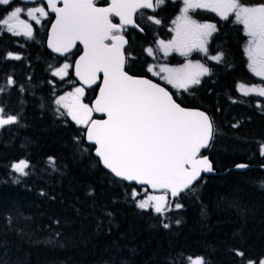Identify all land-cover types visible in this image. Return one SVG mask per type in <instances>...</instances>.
I'll return each mask as SVG.
<instances>
[{
    "label": "trees",
    "instance_id": "16d2710c",
    "mask_svg": "<svg viewBox=\"0 0 264 264\" xmlns=\"http://www.w3.org/2000/svg\"><path fill=\"white\" fill-rule=\"evenodd\" d=\"M5 10L0 7V19ZM200 19L216 22L209 53L222 59L209 61L211 75L177 100L210 115L214 136L205 153L216 173L203 176L194 192L174 200L182 207L163 215L137 206L132 192L140 188L108 172L87 142L86 129L58 109L57 98L75 79L72 73L64 79L53 75L60 59L45 47L47 27L28 38L0 24V108L17 117L0 127V264L264 260V171L256 167L264 164V100L238 91L240 84L263 81L249 69L233 21L213 14ZM152 30L133 36L135 59L128 72L145 74L140 63H146L143 47L154 41ZM8 79L14 84L5 87ZM87 93L91 102L97 88ZM20 161L28 165L26 174L13 168ZM238 163L253 167L226 172Z\"/></svg>",
    "mask_w": 264,
    "mask_h": 264
},
{
    "label": "snow or ice",
    "instance_id": "6c2138e0",
    "mask_svg": "<svg viewBox=\"0 0 264 264\" xmlns=\"http://www.w3.org/2000/svg\"><path fill=\"white\" fill-rule=\"evenodd\" d=\"M57 0H47V5L56 14L52 25L48 46L61 55L73 49L77 42L83 45V54L75 62V74L81 82L91 87L96 84L99 74H103L102 86L95 106L81 102L84 88L77 87L66 96L56 100V104L79 126L86 129L84 135L95 146V155L104 167L117 178L146 185L153 190H163L164 195H148L138 202V207H149L163 215L167 194L173 198L182 192H194V182L201 172L212 170L206 157H201V149L208 147L213 139L214 127L210 118L202 111L182 107L168 90L146 78H137L125 71L126 55L123 46L127 41L120 34L126 25L139 27L133 17L140 9H152L164 0H112L110 7H97L95 0H63V7L56 6ZM11 0H0V5H9ZM181 14L173 23L175 37L168 43L159 42L160 50L167 57L171 52H179L187 57L193 50L203 52L209 59L219 62L222 55H210L207 44L217 31L213 23H198L189 15L190 10L204 9L227 20L234 15L235 22L243 25L248 37L246 55L248 67L257 77L264 79V3L249 6L244 0H183ZM40 23V17H47L43 7H15L0 24L14 35L32 38L29 23L20 19L21 13ZM112 17L119 18V24ZM160 24L159 19L147 17ZM141 31L143 29L141 28ZM147 53L153 56V49ZM13 59H20L11 56ZM70 65L53 72L61 79L68 74ZM147 71L178 90L187 91L191 85L200 83V77L210 74L204 64L189 62L179 68L160 66L155 71L149 66ZM14 81L8 79L6 85ZM247 95L255 92L264 97V87L246 88L240 86ZM4 88H0L3 91ZM23 90V89H21ZM97 112L106 119H92ZM17 117L4 114L0 108V127L15 123ZM54 163V162H53ZM25 161L13 165L16 172L25 173ZM244 167V165H240ZM264 187V183L261 185ZM137 192L133 190L132 197ZM176 208L182 207L178 202ZM164 227H168L165 223ZM243 255V253H238ZM192 264H204L199 258ZM254 264V262H249ZM259 264H264L261 260Z\"/></svg>",
    "mask_w": 264,
    "mask_h": 264
},
{
    "label": "flooded vegetation",
    "instance_id": "af4514ba",
    "mask_svg": "<svg viewBox=\"0 0 264 264\" xmlns=\"http://www.w3.org/2000/svg\"><path fill=\"white\" fill-rule=\"evenodd\" d=\"M156 2L157 0H153V4L156 5ZM38 3H42L44 4L43 2H38ZM244 3L249 5V6H258L259 4L261 3H264V0H244ZM30 4H37V3H30ZM30 4H27V3H22L20 0H13L11 1V3L9 5H0V7H4V9H9L11 6H21V5H30ZM95 4L97 6H108V5H111V0H96L95 1ZM45 5V4H44ZM46 6V5H45ZM170 8V12H168V9ZM183 7V4H182V0H164V3H162V5L160 6H157L155 7V11H151L149 9H141L140 11L137 12L136 14V18H135V21L136 23L139 25V27H133V26H129V25H126L125 26V30H123L120 34L124 35L127 40H128V46L126 47V66L127 65H132L133 66V60L135 59V54L134 52L132 51V39H133V36H135L136 34H142L145 32V28L148 27L150 28V30H152L153 28L155 29V31L152 30L153 32V37L155 39L156 36H159V37H163V38H166L168 39L169 35H171V32H167L169 28H171V25H172V20L180 13L181 9ZM190 16L197 20L198 23H213L216 25V22L214 21H210V20H201L200 17L201 16H204V15H209V14H213L215 17L218 18V20H222L224 22L228 21V20H231L235 23L234 26L237 27V29L239 28L240 29V32H241V37L243 38V50L245 51L246 49V45H247V36L245 35L244 33V29H243V25L235 22V19H233L232 17H229L227 20L225 19H222L221 17H219L218 15H216L215 13L213 12H210V11H207V10H204V9H196V10H191L190 11ZM49 14V13H48ZM148 16H152L154 19H159L160 20V24H156L153 22L149 23V26L147 25V20H148ZM48 18L49 19V24H47V28H46V32H47V36L45 38V47L46 49L54 56L58 57L60 59V61L58 62V65H56V68H59L63 65L64 61L69 57V56H74V60L76 59V57L82 52V47L81 46H77V49L75 52L67 55L66 57H60V56H57L55 54H53L49 48H48V45H47V39H48V29H49V26L52 22V19H53V16L52 15H48ZM112 21L113 23H116V24H119V19L117 17H112ZM45 23V21H44ZM33 25H37L36 22H33ZM161 27L164 28V30L161 29ZM217 27V26H216ZM141 28L143 29V31H141ZM157 33V34H156ZM216 33V32H215ZM214 35V34H213ZM212 35V37H213ZM212 37L210 38V41L209 43L207 44V48H208V52L210 51L209 49V44L212 40ZM147 45H144L143 49L145 50ZM144 52V51H143ZM210 54V53H209ZM12 56H17L18 54L17 53H11ZM148 55V53H147ZM215 55H219V54H214L213 56ZM245 55H246V51H245ZM149 56V55H148ZM146 57L144 59H146V63L144 64L142 61H141V66L143 67L144 69V73H138V74H135L133 73L131 70H130V74L134 75V76H146V77H149V78H152L154 80H157V82L161 83L162 85L166 86L167 88L170 89V91L172 92V94H174V97L175 99H179L181 96H182V92H184L183 90H180V91H177L175 89L172 88V86L162 82L159 78H156L154 75H152V73L148 72L147 71V65L149 63V57ZM247 57V55H246ZM171 61L172 63L174 64H177V63H180V62H183V58H178V56L176 54L172 55L171 57ZM208 58V56H207ZM209 61H213L212 59H209ZM206 59V57L204 58V61H207V65H208V68L210 69V63ZM176 62V63H175ZM213 62H217V61H213ZM74 63V61H73ZM54 69V70H55ZM127 70V69H126ZM71 73H72V70H71ZM73 75V73H72ZM211 75V70H210V74L208 75H205L204 76V79L205 80L206 78H208L209 76ZM256 76V75H255ZM58 79H61L59 76H57ZM259 78V77H258ZM64 79V78H63ZM262 80V78H260ZM202 80V81H203ZM201 81V82H202ZM263 81V80H262ZM200 82V83H201ZM75 83L79 84L80 86H82L80 83H78L76 80H75ZM260 83H257V84H253V85H258ZM263 84V82L261 83ZM243 85V84H242ZM252 85V84H251ZM240 86L241 84L239 85L238 87V91L240 92ZM192 87V86H191ZM190 88V87H189ZM88 91V90H87ZM240 94H242L240 92ZM256 98V97H255ZM258 99V98H256ZM259 100V99H258ZM179 102V100H177ZM181 104V103H180ZM182 105V104H181ZM184 107H188V108H194V107H189V106H185V105H182ZM96 116H94L93 114V118H95ZM138 187V186H137ZM140 188V187H139ZM143 188H146V187H143ZM142 189V188H141Z\"/></svg>",
    "mask_w": 264,
    "mask_h": 264
},
{
    "label": "rangeland",
    "instance_id": "374dc122",
    "mask_svg": "<svg viewBox=\"0 0 264 264\" xmlns=\"http://www.w3.org/2000/svg\"><path fill=\"white\" fill-rule=\"evenodd\" d=\"M182 4H183V0H182ZM162 4H160V6H161ZM33 6H35V7H43L44 9H45V12L47 13V17L45 18V17H40V23L39 24H37V25H33V22H36L35 20H31L29 17H27V15H26V12H22L21 13V16H20V19H22V20H25L27 23H29L30 25H31V27H32V30H33V35L35 34V32H36V29H37V31L38 30H42V29H44V27H47V25H44V21L45 20H48L49 21V19L50 18H48V10H47V8H46V6L44 5V4H42V3H37V4H30V5H21V6H19V7H22V8H31V7H33ZM184 6V5H183ZM15 7H18V6H11L9 9H6L5 11H4V14H3V18L2 19H6L7 18V15L8 14H10V12L12 11V10H14V8ZM182 9H183V7H182ZM181 9V10H182ZM191 11V10H190ZM189 11V15H190V12ZM181 14V11H180V13L172 20V25H171V28H169L168 29V31L167 32H171V35H169V34H167L168 36H169V38L168 39H166V38H163L162 36L161 37H159V36H156L155 37V39H154V41L151 43V44H148L147 46H146V48H145V50L143 49V51H144V58H146L148 55H147V49L148 48H152L153 49V56H148L150 59L148 60L149 61V63H148V65H147V68L151 65V66H153L154 67V70L155 71H159V67L160 66H167V67H170V68H179V67H182V66H184L185 64H187V63H189V62H192L193 64H195V63H201V64H204L206 67H208V65H207V61H204V58L206 57V59L208 60V58H207V55H205L203 52H200V51H196V50H193L191 53H190V55H188L187 57H185V56H182V55H180V53L179 52H171L167 57H165L164 56V53H163V51L162 50H160V45H159V42L161 41V40H163L165 43H168V41L170 40V39H172V38H174L175 37V31H174V29H175V27H176V25L173 23V21H175L176 20V18L179 16ZM229 17H232L233 19H235L234 18V15H230ZM152 22V20H147V25L149 26V23H151ZM4 27V26H3ZM4 30L5 31H7V29L6 28H4ZM8 32V31H7ZM245 33V32H244ZM13 34V33H12ZM14 35V34H13ZM32 35V36H33ZM15 36H19V37H22V36H24L23 34H22V32H21V34L20 35H15ZM26 37V36H25ZM247 39H248V37H247ZM174 54H176L177 56H178V58H183V62H180V63H177V64H174V63H172V61H171V56L172 55H174ZM220 55V54H219ZM209 61V60H208ZM213 61H216V60H213ZM64 63H68L69 65H70V67H69V69H68V74L66 75V76H64V78H68L69 76H70V73H71V70H72V66H73V62H71V61H69V60H65L64 61ZM64 63H63V65H64ZM63 65L61 66V67H63ZM61 67H59V68H61ZM59 68H57V69H55L54 71H57ZM53 71V72H54ZM162 75L163 74H161L160 76H155L156 78H159L162 82H164V83H166L161 77H162ZM204 76L205 75H203V76H201L200 77V82L204 79ZM260 78V77H259ZM263 80V84H264V79H262ZM70 84H72V88L71 89H69L68 91H66L65 93H62L57 99H59L61 96H66L69 92H73L74 90H75V88H77V87H83V86H80L79 84H77V83H74L73 81H70L69 82ZM167 84V83H166ZM263 84H258V85H244L246 88H259V87H264V85ZM168 85H170V84H168ZM170 86H172V85H170ZM191 86H194V85H191ZM190 86V87H191ZM84 88V87H83ZM173 88V87H172ZM173 89H175V90H177V91H180V90H178V89H176V88H173ZM240 92L244 95V96H253V97H256V98H258L259 100H264V97H262V96H259V95H257L255 92H250L249 94H247V95H245L242 91H241V89H240ZM81 102L82 103H85V104H88L89 105V107H91V105H90V101L88 100V93H87V90L84 88V95L81 97ZM58 106V109L63 113V114H66L67 115V113H66V110L64 109V108H62V107H60L59 105H57ZM68 116V115H67ZM71 118V117H70ZM92 118H93V113H92ZM261 154H263L264 155V146H262V148H261ZM19 163V162H18ZM15 164H17V163H15ZM14 164V165H15ZM25 170H26V168H25ZM136 192H137V200H138V202L140 201V200H142V199H146L147 198V196L148 195H164L165 193H164V191L163 190H161V191H152V190H149L148 188H140V189H138V190H135ZM177 199V198H176ZM175 199V200H176ZM177 202H175V203H173L172 205H170V194L168 193L167 194V197H166V203H165V208L166 209H169L170 207L171 208H176L175 207V204H176ZM149 208H152V207H149ZM153 210H154V208H152ZM197 259H199V258H192L191 260H190V264H192V262L193 261H195V260H197Z\"/></svg>",
    "mask_w": 264,
    "mask_h": 264
},
{
    "label": "water",
    "instance_id": "95a60500",
    "mask_svg": "<svg viewBox=\"0 0 264 264\" xmlns=\"http://www.w3.org/2000/svg\"><path fill=\"white\" fill-rule=\"evenodd\" d=\"M11 1H13V0H11ZM20 1H21L22 3H35V2H44V3H45V5H46V7H47V10H48L49 14L53 16V20H52V22H51V24H50V26H49V29H48V39H47V45H48V40H49V37L51 36L52 25L55 23L56 14H55L54 12H52L51 9L48 7V5H47V0H20ZM95 1H96V0H95ZM111 2H112V0H111ZM56 6L62 8V7H63V0H57V2H56ZM96 6H97V5H96ZM110 6H111V5H108V6H102V7H110ZM97 7H101V6H97ZM140 10H141V9H140ZM140 10H138V11H140ZM149 10L153 11L152 9H149ZM138 11H137V12H138ZM136 14H137V13H136ZM136 14H135L134 17H133L134 21H135V18H136ZM117 18H118V17H117ZM118 19H119V18H118ZM129 26H132V25H129ZM123 36H124V35H123ZM124 38H125V40L127 41V43H125L124 46H123V51L125 52L126 47L128 46V40H127V38H126L125 36H124ZM78 45H80V46L82 47V52L76 57V59H75V62H76V61H78L79 56L83 54V45L80 44L79 42H77L76 46H75L73 49H71L69 52H67V53L64 54V55H61L60 53L54 52L49 46H48V48H49V50H50L53 54H55V55H57V56H60V57H66L68 54L74 52V51L76 50V48H77ZM125 55H126V53H125ZM75 62H74V65H73V75H74V77H75L74 79H76L78 83H80L81 85H83L84 88H85L86 90H91V89H93V88L98 87V89H97V93H96L94 99H93V100L91 101V103H90V104H91V107H94V106H95V100H96V98H98V96H99V89H100V87L102 86V78H103V74L100 73V74H99V79L97 80L96 84H93L91 87H89L87 84H84L83 82H81V81L79 80V78L76 76V74H75ZM125 71L128 72V71L126 70V63H125ZM128 74H129V75H132V74H130L129 72H128ZM132 76H134V75H132ZM134 77L149 79V80H151L153 83H157V84H159L161 87H164L166 90H168V91L170 92V94H172V92L170 91L169 88H167L166 86H164V85H162L161 83L157 82V80H154V79L149 78V77H146V76H134ZM173 98L175 99L174 95H173ZM175 100H176V99H175ZM176 102L179 103L177 100H176ZM179 104H180V103H179ZM180 105H181V104H180ZM181 106H182V105H181ZM182 107H184V106H182ZM184 108L189 109V110L202 111V112H204V113L210 118V120H211L210 115H209L206 111H204V110H202V109H199V108H188V107H184ZM94 115H95V116H98V117L93 118L94 120H95V119H106V118H107V117L104 116L103 114H101V113H97V112H94ZM211 121H212V120H211ZM87 142H88V141H87ZM211 142H212V139L209 141L208 147L201 149L200 156H201V157H206V158L208 159L209 163L211 164L212 170H211V171H208V172H201L200 176H199L198 179L194 182V184L197 183L198 181H200V180L202 179L203 176L209 175V174H211V173H213V174L216 173V170H214V164H213L212 160L210 159V156H209L207 153H205V152H207L208 149L210 148ZM88 143L91 144L90 142H88ZM91 145H92V144H91ZM93 146H94V145H93ZM94 147H95V146H94ZM98 158H99V157H98ZM99 159H100V158H99ZM101 163H102V162H101ZM240 165H244V167H240ZM102 166L104 167L103 163H102ZM252 167H253V166H251V165L248 164V163H238V164L232 166L231 168H229L226 172H230V171H246V170H248V169H250V168H252ZM256 167H258V168H260V169H262V170L264 171V164H263V165L256 166ZM104 168H105V167H104ZM105 169H106L108 172H110L111 174H113L109 169H107V168H105ZM113 175H114V174H113ZM114 176H115V175H114ZM116 178H117V177H116ZM117 179L120 180V181H123V182H125V183H127V184H129V185H136V186H138V187H140V188L146 187V188H148L149 190H152V191H161V190H153V189L149 188V187L146 186V185H140V184L135 183L134 181H125V180H122V179H120V178H117ZM182 193H183V192H182ZM182 193H180L179 196H180ZM169 194H170V193H169ZM179 196L173 198V197L171 196V194H170V205H172V203L174 202V200H175L176 198H178Z\"/></svg>",
    "mask_w": 264,
    "mask_h": 264
}]
</instances>
